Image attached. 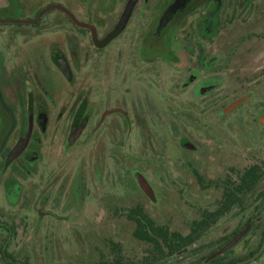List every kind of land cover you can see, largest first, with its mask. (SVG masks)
Returning <instances> with one entry per match:
<instances>
[{
    "label": "flooded vegetation",
    "instance_id": "1",
    "mask_svg": "<svg viewBox=\"0 0 264 264\" xmlns=\"http://www.w3.org/2000/svg\"><path fill=\"white\" fill-rule=\"evenodd\" d=\"M244 41L247 46H240ZM258 41L262 44L254 49ZM245 54V70L242 63L233 65ZM136 69L139 75L170 71L179 91L157 92L159 109L156 99L147 105L151 89L130 79ZM219 102L226 104L217 114L223 119L207 117ZM168 111L183 129L176 133L179 148L173 157L185 165L193 152L186 165L199 179L204 172L199 165L211 164L222 150L235 155L248 146L263 148L264 0H0V264H32L28 250L15 247L17 235L29 228L45 235L44 262L64 264L62 253L52 260L67 240L56 235L55 223L68 226L82 218L72 235H85L88 222L114 221L112 201L135 197L136 174L147 177L152 171L168 186L161 171L171 156L163 145L168 150ZM201 116L212 125L208 137ZM108 144L115 163L123 166L118 165L121 191L102 190L89 204ZM78 147L85 155L67 169L61 162ZM262 168H245L234 188L240 193L203 210L185 234L168 235L166 225L134 205L126 213L134 221L132 236L157 257L132 263L115 257L114 264H153L167 256H175L173 264H264ZM259 185L255 210L248 214L244 198ZM25 205L34 211L28 224ZM100 208L101 215L94 214ZM149 219L164 234L136 235L137 228L149 229ZM218 223L219 231L206 235ZM81 254L75 264L83 261Z\"/></svg>",
    "mask_w": 264,
    "mask_h": 264
},
{
    "label": "rangeland",
    "instance_id": "2",
    "mask_svg": "<svg viewBox=\"0 0 264 264\" xmlns=\"http://www.w3.org/2000/svg\"><path fill=\"white\" fill-rule=\"evenodd\" d=\"M238 17L239 16L235 18V22L237 30H240L241 22L239 21ZM261 44V41L256 42L254 49L260 47ZM239 45L246 47L247 43L244 41L239 43ZM248 57V54H245L243 58L235 57L232 63L233 65L238 63L243 64L245 61H247ZM246 66L247 64H243L244 70ZM138 72L139 70L136 69V73L134 72V76L130 75V79L134 78V84H143L148 87L146 89H151L148 92L147 97L145 96L148 100L147 101L145 99V103L147 105H149V103L155 104V99L157 103L160 98L157 92H161L162 94L163 91H165L164 93L170 91L175 94L177 91H179V84L177 80L175 81L173 76L170 74V71H164L166 74L161 76H159L157 73L155 75L154 69L146 70V73L143 75H139ZM149 75H151L150 81L146 79V77H149ZM188 93V96L193 98L191 92ZM171 97L174 98L175 96L172 94ZM176 100L178 103L181 101L179 98ZM222 103L218 104L219 107H217L215 112H210L207 117L215 118L214 120L217 119V121L218 119L220 120L221 117L217 114H219L220 109L226 106V104L222 105ZM156 106L157 109H159L160 106L158 103ZM201 111L202 110H200V112ZM228 111L229 108L223 113H227ZM171 116H174V114L171 115L169 112L167 123H164V127L172 134H170L168 150L166 148V144H163L165 146L166 152L169 151V155L171 153V156L168 157L167 170H161L163 182H166L168 186H161L160 179H158V177L152 171L148 173L147 177H144L143 174H136L134 176L137 183L136 192L134 195L135 197L133 199L125 197L120 198L119 200L114 199L112 201L114 206H112L111 209L117 214L114 215V218L110 216V218H112L114 221L105 217V222H99L97 224L88 222L86 224L85 235H72L75 234L72 230L73 227H76L75 229H80L81 223H83L82 220H84L82 218L78 220L72 219V222L68 226L65 223L63 224V221L55 223L54 231L57 233L56 235L60 236L61 238L66 237L67 240L65 242V246H62L63 249H61L60 252H57L56 256L52 260L61 258L58 257L57 254L62 253V259L64 261H62V263L75 264L76 261L80 259L78 256H80L81 252L83 261L81 260L77 262V264H114L115 257H119L121 261L127 263H132L136 260L138 261L147 255L156 258L157 256L155 253H153V250L149 244L136 241L132 236L134 221L130 220V218L126 215L131 207L134 205H141L156 223L160 225H166L170 231H177L181 234H185L190 228L191 220L200 216V213L203 210L213 209L214 207L218 206L223 199L229 197L234 198V194L238 195V193H240L239 190L235 191L234 188L240 185L239 179L242 171L245 168L260 167V169L263 171L264 143L263 148L260 147V144H258L256 148H251V146H248L246 151L244 150L242 153L237 151L235 155H230L226 151L223 153L222 150V153H220L217 158L210 160L211 164L208 163V165H199V167L204 171L201 173L202 170H200L201 179H199L191 170L190 165H186L189 163L190 158L194 154L193 152H190L185 156V160H187L185 165L180 164L181 161L178 162L173 157V154L176 156V148H179L177 142L179 136L176 133H180L183 129L182 125L179 123V120H177L178 117L174 116L175 118L171 120ZM222 119L223 118H221V120ZM199 124L200 126L205 127H201L202 129L200 128L201 131L205 133V136H210L211 131L207 128H210L212 125H210L204 116L200 117ZM174 126L180 130L175 128L176 131H174ZM138 143L139 142L137 141L136 145H139ZM211 145L213 144H207L206 146L211 147ZM78 148L79 149H77V153L75 151L71 154V158L61 162L64 165L67 164V169L73 168L77 161L85 155L84 149L82 147ZM110 148L111 145L108 144L106 159L102 163L103 175L100 180L101 182H99L97 177L94 176V182H96V184L93 183L94 186L92 190L94 191L95 198H90L89 204L96 203L97 200H99V195L101 194L100 191L102 190L105 191V189H110L112 191H118L116 193H120L121 191V187L119 186L120 183L123 182V179L120 177L118 166L121 164H119V162L115 163V158L111 155L112 151H110ZM203 167L206 168L203 169ZM126 169H128L127 166H124V171H126ZM88 170L89 172L92 171L91 165L88 166ZM147 178H150L153 185L147 181ZM177 180L178 182H176ZM41 183L42 180L38 177L37 185H41ZM174 183H176V189L171 190L168 188L169 186L174 187ZM152 186H154L156 194H154L155 192L153 191L154 188H152ZM146 188L148 190L151 189V191L149 192ZM260 188L261 185L255 187L253 189L254 191L250 190L244 198L248 202V214H251V212L255 210L254 203L259 198L256 190ZM164 189L167 190L165 197ZM97 209L94 214L97 213L98 216H100L101 212H103L102 208H100V210ZM22 214L24 215L23 222L28 224V221H30L34 216V211L25 205L22 209ZM18 216L20 218V215ZM220 226V223L214 225L207 231L206 235L217 233L219 231L218 227ZM42 229L44 231L43 227ZM38 231L35 230L34 232L31 228H29L27 233L24 232L23 235H17L15 240L17 246L15 247H23L25 250H28L31 255L32 264H47V262H44L45 256L43 255V250L41 249L42 239L45 235H43L42 230L39 231L40 234ZM82 231H84V229ZM67 232L71 235H64V233ZM174 260L175 256H167L165 260H157L154 261L153 264H173Z\"/></svg>",
    "mask_w": 264,
    "mask_h": 264
},
{
    "label": "trees",
    "instance_id": "3",
    "mask_svg": "<svg viewBox=\"0 0 264 264\" xmlns=\"http://www.w3.org/2000/svg\"><path fill=\"white\" fill-rule=\"evenodd\" d=\"M146 224L149 226L148 228L144 227V223L140 226H143V229H136V235H153L152 232H155L158 235L164 234V229L160 227L159 225H156L152 220H146ZM191 232H194V229L191 228ZM151 232V234H150ZM166 233L168 235H179L176 231H170L169 229L166 230ZM190 235V234H189ZM176 241H173V245H169L171 249H173L176 246Z\"/></svg>",
    "mask_w": 264,
    "mask_h": 264
}]
</instances>
